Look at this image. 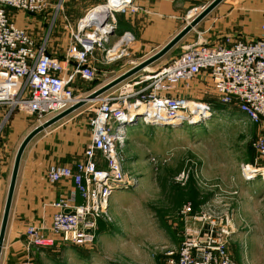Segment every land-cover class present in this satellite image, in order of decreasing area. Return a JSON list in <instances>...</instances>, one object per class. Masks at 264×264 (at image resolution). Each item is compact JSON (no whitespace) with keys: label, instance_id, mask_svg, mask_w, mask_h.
<instances>
[{"label":"built area","instance_id":"1","mask_svg":"<svg viewBox=\"0 0 264 264\" xmlns=\"http://www.w3.org/2000/svg\"><path fill=\"white\" fill-rule=\"evenodd\" d=\"M48 1L0 0V104L35 117L38 124L82 98L74 93L73 83L77 75L87 81L96 78L97 67L91 63L96 50L103 53L102 63L127 53L132 35L126 32L111 42L108 31L115 30V13L139 11L133 0H105L103 9H98L100 5L92 7L78 20L75 30H70L71 41L62 61L48 54L46 42H38L12 16L13 11L42 13ZM196 8H189L188 14ZM91 15L93 18L85 21ZM259 31L255 39L227 37L225 44L208 43L198 37L170 63L141 70L92 100L93 115L88 119L91 141L83 150V158L72 164H52L46 171L50 183L72 181L82 202L73 204V196L53 202L57 210L50 224L45 228L29 224L24 233L26 244L49 248L56 243H92L97 221L107 219L110 194L130 183L124 168L125 124L135 116L136 122L141 119L155 125L173 124L189 115L203 118L209 105L186 94L197 77L206 75L210 79L219 103L235 106L253 123L264 121V8ZM64 63L73 64L65 73ZM251 146L264 156L263 135H257ZM151 160L157 161L155 156ZM240 173L244 179H251L256 168L244 163ZM188 176L189 172L183 170L175 176V182L184 185ZM198 208L194 209L190 200L182 205L181 242L175 253H167L166 264H237L228 251L233 232L231 213L209 203Z\"/></svg>","mask_w":264,"mask_h":264},{"label":"rangeland","instance_id":"2","mask_svg":"<svg viewBox=\"0 0 264 264\" xmlns=\"http://www.w3.org/2000/svg\"><path fill=\"white\" fill-rule=\"evenodd\" d=\"M210 1L179 5L181 24L186 25ZM225 1L232 2H220L177 45L148 67L155 70L170 63L198 37L208 43H228L227 37L231 40L243 34L240 30L244 15L259 16L261 13L257 9L264 8L262 0ZM245 1L252 3L248 13L239 6ZM66 3L67 0H49L46 18L28 14L20 15L16 20L36 40L47 41V49L63 55L64 59L73 25L67 19L69 15L75 19L68 10L63 15ZM193 6L197 8L189 15L188 9ZM17 15V11L12 13L15 19ZM233 17L237 18L234 20ZM155 52L147 49L140 54L126 53L106 63L96 62V78L87 81L77 75L74 93L79 97L88 95ZM115 90L118 91L117 88ZM186 94L192 100L208 104V114L203 118L185 116L168 125L146 124L141 119L125 124L124 168L130 176V183L110 194L107 219L97 221L92 243L69 247L71 251L74 248L80 251L74 254L75 259L82 258L87 264H166L167 253H175L181 242L182 205L190 200L194 209L209 203L223 210L217 194L223 192L222 181L217 177L228 175L232 179L238 175L241 164L260 158L255 150L253 153L250 144L256 134L263 132L264 122L253 123L235 106L219 103L206 75L197 77ZM91 105L93 102L89 101L81 108L89 115ZM8 111L5 121L11 113ZM152 156L157 161H152ZM183 170L188 171L189 176L184 185H179L175 176ZM194 172L197 173L195 177ZM263 253L264 241L258 264H264Z\"/></svg>","mask_w":264,"mask_h":264},{"label":"crops","instance_id":"3","mask_svg":"<svg viewBox=\"0 0 264 264\" xmlns=\"http://www.w3.org/2000/svg\"><path fill=\"white\" fill-rule=\"evenodd\" d=\"M133 2L139 7V11L127 15L115 13V30L110 35V41L116 42L123 33H130L133 39L126 48L127 53L132 54L144 53L147 49L159 50L184 26L179 20L182 14L178 6L191 3L179 0H133ZM224 2L232 1L224 0ZM103 3L105 0H67L63 15H66L64 12L68 10L75 16V19H72L69 15L67 19L70 25L73 23L71 30H75L78 20L89 9L97 5L101 7ZM239 6L245 8L244 10L248 13L252 3L245 1ZM257 10L261 13L259 16L244 15L242 28L239 30L245 35L241 34L237 37L255 39L259 36L260 24L258 23H261L263 18V6L262 9ZM17 13V19L14 20L18 25L16 20L19 16L28 15V13L21 11ZM235 18L237 17H233L234 20ZM70 41L69 34L68 45ZM47 52L59 60H65L63 55H58L52 50L47 49ZM65 55L66 52L64 57ZM102 55V51L96 50L92 55L91 63L96 66V62H101ZM65 65L64 73L68 72L66 69L70 70L73 64ZM75 86L74 81V89ZM93 107V105L89 107L91 109L89 115L84 112L85 109L79 108L41 131L27 144L18 167L0 264H87L82 258H74V254H79L80 251L77 248L71 251L69 248L71 245L56 243L49 248L28 246L24 233L29 224L47 227L52 214L57 210L52 203L60 197L73 196V204L82 202L72 181L62 180L54 184L50 183L46 171L52 164H72L83 158V150L91 141V127L88 119L93 115ZM8 110L0 104V225L16 150L25 135L38 125L35 119L19 110L11 111L9 118L5 121ZM81 114L83 115L79 117ZM259 134L264 136V130ZM251 149L254 153L252 146ZM248 163L256 168V174L251 179H244L240 170L232 179H230L231 176L228 178V175L217 177L222 181L223 188L222 193L217 192L220 195L221 206L224 210L230 209L228 211L233 220V232L228 251L237 264H258L264 241V156L257 160L250 159Z\"/></svg>","mask_w":264,"mask_h":264},{"label":"water","instance_id":"4","mask_svg":"<svg viewBox=\"0 0 264 264\" xmlns=\"http://www.w3.org/2000/svg\"><path fill=\"white\" fill-rule=\"evenodd\" d=\"M222 1L223 0H211L196 16H194L191 19V21H189L186 25H184L181 30H179L167 43H165L155 53H153L152 55H150L143 61L133 65L132 67H130L129 69H127L120 75L114 77L113 79L109 80L108 82L98 87L97 89L93 90L88 95L80 98L71 107L47 119L43 123L36 125L29 133L25 135V137L20 142L16 150V153H15L10 184H9L6 201H5V205L3 209V215H2L1 225H0V254H1L2 244H3L4 234L6 230V225L8 221V216L10 212L12 197L14 193V187H15L18 167L20 164L22 154L27 144L30 142V140L33 137H35L37 134H39L41 131L45 130L46 128L50 127L51 125L57 123L58 121L62 120L66 116L70 115L74 111L81 108L87 102L97 99L99 96H101L106 91L115 87L116 85H118L125 79L129 78L130 76L140 72L141 70H144L146 67L150 66L152 63L160 59L167 52H169L175 45H177L186 34H188L206 15H208ZM108 32L112 34L114 31L109 30ZM133 119L135 120L136 116Z\"/></svg>","mask_w":264,"mask_h":264},{"label":"bare ground","instance_id":"5","mask_svg":"<svg viewBox=\"0 0 264 264\" xmlns=\"http://www.w3.org/2000/svg\"><path fill=\"white\" fill-rule=\"evenodd\" d=\"M98 9H103V7L101 6V7H99ZM106 11H108V9L106 10ZM93 18V15H91V16H89V17H87V18H85V21L86 20H90V19H92ZM146 70H150V67H146L145 68ZM206 114H207V112H206ZM207 120V119H206ZM139 121V120H138ZM137 121V122H138ZM194 121V120H193ZM143 123V122H142ZM182 124V123H181ZM146 125V124H145ZM153 126V125H152Z\"/></svg>","mask_w":264,"mask_h":264},{"label":"trees","instance_id":"6","mask_svg":"<svg viewBox=\"0 0 264 264\" xmlns=\"http://www.w3.org/2000/svg\"><path fill=\"white\" fill-rule=\"evenodd\" d=\"M14 12V11H13ZM47 13H49V11H47ZM46 10L44 11V12H42V13H39V15H43V17L45 18L46 17ZM38 41V40H37ZM38 42H40V41H38ZM46 49H47V47H46ZM48 54H49V52H47Z\"/></svg>","mask_w":264,"mask_h":264}]
</instances>
